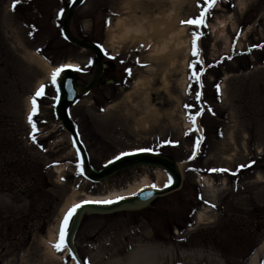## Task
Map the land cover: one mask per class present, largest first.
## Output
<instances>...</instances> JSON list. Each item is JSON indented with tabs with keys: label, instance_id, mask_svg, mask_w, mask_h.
I'll return each mask as SVG.
<instances>
[{
	"label": "rangeland",
	"instance_id": "1",
	"mask_svg": "<svg viewBox=\"0 0 264 264\" xmlns=\"http://www.w3.org/2000/svg\"><path fill=\"white\" fill-rule=\"evenodd\" d=\"M70 1L19 0L13 8L14 0H0V264H71L64 243L59 250L54 245L65 215L83 202L80 192L125 190L144 174L153 185L171 181L163 169L166 177L159 178L161 168L147 166L100 182L82 175L80 155L54 115L60 73L53 84L56 70L26 59L33 50L53 66L77 61V80L90 81L94 52L60 32ZM208 2L82 0L75 7L71 33L103 47L100 78L114 77L69 106L90 164L100 169L119 155L147 150L179 163L184 175L180 189L141 209L85 214L74 238L82 264H248L264 240V0H217L210 9ZM202 12L206 27L184 23ZM175 14V25L185 28L186 67L182 72L176 60L164 82L163 68L150 72L167 65V57L148 58L159 33L147 43L119 40L114 23L143 16L159 24ZM147 75L141 92L158 115L144 119V98L133 84ZM41 86L44 93L36 97ZM204 177L213 180L212 189ZM74 191L76 203L50 240L48 231ZM200 211L206 215L198 220ZM45 241L58 258L45 256ZM257 264H264V244Z\"/></svg>",
	"mask_w": 264,
	"mask_h": 264
},
{
	"label": "water",
	"instance_id": "2",
	"mask_svg": "<svg viewBox=\"0 0 264 264\" xmlns=\"http://www.w3.org/2000/svg\"><path fill=\"white\" fill-rule=\"evenodd\" d=\"M82 0H71L64 13L60 32L63 38L82 49H88L95 54V70L92 78L86 84L77 81V75L73 69L66 68L60 75L57 83V97L54 106V115L59 119L61 126L70 134L73 144L81 158L83 176L92 182H100L120 170L133 166L158 167L165 170L171 177V182L163 187H143L132 195L124 196L113 200V203H80L72 215L69 227L64 236V244L69 253L73 256L77 264H82L75 247V234L78 230L82 217L85 214H111L124 210H138L146 207L152 200L174 192L181 188L183 182V169L180 164L170 157L152 151H133L122 154L109 161L100 169H95L89 161L88 153L84 145L79 140L77 131L71 122L68 107L74 103L79 96L90 91L96 84H109L114 77L103 80L99 79L103 71L104 50L96 42L74 36L69 29V21L73 15L75 7Z\"/></svg>",
	"mask_w": 264,
	"mask_h": 264
},
{
	"label": "bare ground",
	"instance_id": "3",
	"mask_svg": "<svg viewBox=\"0 0 264 264\" xmlns=\"http://www.w3.org/2000/svg\"><path fill=\"white\" fill-rule=\"evenodd\" d=\"M178 18V14H175L173 17L169 16L167 20H160L159 24L158 23H153L145 20L143 16H130L129 18H118L115 23L114 27H116L117 32L116 35L114 36L115 38H118L119 40H124V39H130V40H135V41H140L147 43L150 39V37L155 33H159V38L155 40L153 43L150 53L148 54V58H154V59H159L157 58V55H161L163 57H167L168 64L164 65L161 64L158 67L153 66L152 70L150 73H155L156 70L159 68H163L164 74L162 75V79L164 82H166V72L170 70L171 66L174 65L175 61L178 60L177 62L180 63L181 65V71L184 72V68L186 67V50H187V40L185 37V28L182 26H176L175 22ZM113 27V26H112ZM183 52L184 54L182 55L181 59H178L176 55L179 52ZM26 59L31 62L32 64H35L38 68L47 71L50 73L51 70H57V69H62L63 67L69 66L72 68H77L79 67V63L77 61H65L62 62L58 65H50L47 60L42 57L40 54L36 53L33 50H28ZM61 74V73H60ZM150 75H147L145 78H138L135 80L133 84V90L136 92L142 93L143 96V102H144V112L141 117L144 119H148L149 117H155L158 115V112L155 108L152 107V105L149 104V101L147 97L145 96L146 92H141L145 90L146 85L149 82V77ZM41 81V80H40ZM184 78L181 81V87H184ZM188 125L190 128H193L196 125V121L193 123V121H189ZM62 167H58L59 171L61 170ZM158 170V177H166V173L162 169H157ZM61 172V171H60ZM203 182L205 183L206 186L214 187L213 180L211 178L204 177ZM153 186L151 180L149 179L148 175L144 174L142 177L138 178L135 180V182L131 185H129L125 190H109L106 192L104 195H99V194H92V193H87V192H80L81 195H84L83 201H101V200H107L110 198H119V197H124L128 195H132L139 189L143 187H150ZM155 187H162V185L157 184ZM76 193L73 192L70 196L67 197V200L65 201V204L61 207L60 213L57 216L55 223L53 224L52 227H50L48 231V238L50 240H53L55 237V232L57 230V227L59 225L60 219L62 218L64 212L66 209L76 203ZM205 212L200 211L198 212L197 218L198 220H201L205 216ZM46 243V241H45ZM264 244V240L258 247L256 248L255 252L253 255L250 257L248 260V264H257L258 259L260 258V253L262 250V246ZM62 249L64 251V256L70 255L67 247L63 244ZM46 257L51 258H58V255L55 253L53 250L51 244L48 242L46 243ZM157 264L161 263V260H159ZM71 264L77 263L73 257H71L70 260Z\"/></svg>",
	"mask_w": 264,
	"mask_h": 264
},
{
	"label": "snow or ice",
	"instance_id": "4",
	"mask_svg": "<svg viewBox=\"0 0 264 264\" xmlns=\"http://www.w3.org/2000/svg\"><path fill=\"white\" fill-rule=\"evenodd\" d=\"M217 2V0H209L208 2V8H212L214 7L215 3ZM16 3H19V0H14V3H13V8H15V5ZM205 13L202 12L200 17L198 19H190L184 23H187L189 25H195V26H207L205 23ZM198 38V37H197ZM194 55H196L197 53L194 51L193 52ZM194 67V65H193ZM62 71V69H57L53 74H52V82L53 84H55L56 82V77L59 75V73ZM193 75L195 76L196 74L193 73ZM198 79V77H197ZM44 93V87L41 86L37 92L35 93V96L36 97H40L42 96ZM197 98H198V94H197ZM37 112V104H36V100L33 99L32 100V115H35ZM32 115H29L28 117V120L30 123H32ZM190 119H192L193 123L195 122V119L194 117H190ZM35 124H33V131H35ZM125 155H127V153H125ZM213 171H217V170H213ZM220 171H226V170H220ZM153 187H155V185H153ZM86 203H113V201H110V200H106V201H88ZM80 205H76L74 206L72 209L69 210V212L65 215L64 219H63V223H62V226H61V230H60V243L54 245V247H56L58 250L60 249L61 245L64 243V236H65V229L67 228V225H68V221L69 219L71 218V216L75 213L76 209L79 208Z\"/></svg>",
	"mask_w": 264,
	"mask_h": 264
}]
</instances>
